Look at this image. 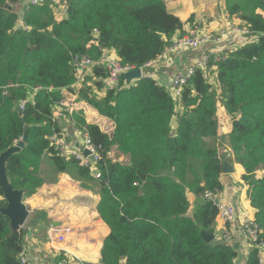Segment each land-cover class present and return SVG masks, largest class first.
Masks as SVG:
<instances>
[{"label":"trees","instance_id":"1","mask_svg":"<svg viewBox=\"0 0 264 264\" xmlns=\"http://www.w3.org/2000/svg\"><path fill=\"white\" fill-rule=\"evenodd\" d=\"M221 1L228 16L257 39L223 52L219 62L211 59L209 71L195 69L174 98L145 77L125 86L122 75L106 88L107 72L99 64L105 50L135 69L158 59L183 27L163 0H66L60 21L49 5L22 8L19 0H0V155L26 135L25 147L5 162L9 184L24 192L23 200L34 195L45 181L41 165L47 158L53 178L69 173L82 188L96 191L97 212L110 230L101 264H234L233 245L222 240L210 245L199 235L213 227L217 215L213 202L202 197L222 190L221 142L244 170L241 178L264 243V0ZM73 57L95 63L92 85L81 84L78 99L113 124L103 132L82 113L70 115L97 152L99 179L76 159L60 157L51 143L62 136L53 117L64 100L61 90L72 91L77 81ZM218 105L232 118L225 141L217 135ZM114 148L129 164L110 157ZM189 193L203 199L192 217ZM36 215L45 221L44 212ZM24 234L0 214V264H21ZM246 264H257L256 250Z\"/></svg>","mask_w":264,"mask_h":264},{"label":"crops","instance_id":"2","mask_svg":"<svg viewBox=\"0 0 264 264\" xmlns=\"http://www.w3.org/2000/svg\"><path fill=\"white\" fill-rule=\"evenodd\" d=\"M163 1L167 12L183 23L182 30L171 37L168 46H171L177 38L194 31L198 34H219L228 32V27L234 25L245 29L240 20L228 16L224 2L221 0ZM262 16L264 17V12ZM96 38L97 34L94 35V39ZM255 39H257L255 35H243L242 32H236L227 35L219 46L210 44L197 51L179 49L167 53L143 67L142 78H151L172 94L174 90L170 86L171 79L179 72L194 66L204 52L214 51L215 49L217 53H222V47L235 49ZM108 57L118 59L114 51L105 50L101 59L102 64ZM210 70L213 71L214 68ZM91 77L92 69L87 70L78 80L79 82L84 79L82 83L76 81V84L71 88L72 91L62 89L61 93L64 100L54 111V115L56 114L54 118L59 123L62 132V136L58 140L64 142L63 144L69 149L79 150L82 134H84L79 128L77 132L71 124L70 115L73 112L82 113L86 123L96 124L100 130L104 127L110 131L113 127L109 119L101 116L97 110L78 99L81 84L84 85L86 82L87 86H91ZM209 80L217 89L214 74L209 75ZM135 82L133 81L130 84L132 85ZM130 84L125 83V86ZM106 88L109 87L106 86ZM95 92L98 98L103 97L101 91ZM216 117L218 122L217 135L220 140L225 141L231 132L232 118L220 105L217 107ZM218 151L219 156H222L224 162L232 170L231 173L220 175L222 190L218 196L222 204H229L236 210L234 230L231 234L233 237L230 241L231 245L237 246L235 248L237 257L234 264H246L249 252L252 249L242 235L241 222L244 218L254 220L255 210L251 208L248 199V185L241 178L244 174L243 168L234 162L230 149L224 143L221 142ZM110 157L114 161L129 164L128 157L119 153L115 148L110 153ZM41 168L45 180L43 185L34 195L23 200L28 210V217L21 227L25 232L22 256L26 259L27 264H59L64 256L69 258L73 264H101L100 253L103 241L109 235L110 230L97 212L100 201L99 194L94 190L82 188L80 183L69 173L47 179L43 173L44 170L48 171V169L50 173V166L42 163ZM261 175L262 172L258 171L255 178L260 179ZM187 197L190 204L188 215L192 217L196 209L202 205L203 199L190 193ZM0 200H3V197L0 196ZM38 212L46 214L45 221L37 220L36 213ZM51 221L68 223L73 229V233L66 243L61 245L49 244L46 239V226ZM211 228L213 229L214 239L218 242L222 240L225 233L224 223L215 219Z\"/></svg>","mask_w":264,"mask_h":264},{"label":"built area","instance_id":"3","mask_svg":"<svg viewBox=\"0 0 264 264\" xmlns=\"http://www.w3.org/2000/svg\"><path fill=\"white\" fill-rule=\"evenodd\" d=\"M18 5L19 7L21 6L22 8L28 6L41 7L44 5H49L53 9L54 19L56 21H60L66 14V0H19ZM56 11H63L65 13L60 19H58L55 16ZM20 14L23 15L22 9H20ZM21 26L22 25H20L19 27ZM236 32H240V33L242 32L243 35H247V34L250 35L247 28L241 29L238 28L236 25L231 26L230 28L228 27V32H221L219 34H214V33L198 34L196 31H194L185 36L177 38L171 46H167L164 49L160 57H162L167 53H171L179 49L197 51L201 49L203 46L210 44H215L216 46H219L227 35ZM255 41L256 39L251 42H255ZM230 50L233 49L222 47L221 51L223 53ZM222 53H217L215 49L214 51L204 52L201 55L200 60L194 66L189 67L185 71L176 74L171 79L170 86L174 90L171 95L174 98H178L183 84L190 78L194 70L198 68L203 72L209 71L207 68V63L211 59L213 60V62H219L221 60ZM99 64H102V62H100ZM71 65L75 70V76L78 83V80L83 76V74L87 70H91L95 65V63L88 57H73L71 60ZM102 65H104V68L106 69L107 72V77L104 79L103 82L109 88L117 84L120 76L135 69L129 66H122L119 63L118 59L109 58V57L104 60V64ZM146 65L139 67V69H141V72L143 67H145ZM145 78H149V77H145ZM18 108L19 110H22V104L19 105ZM54 116H56V114L55 115L53 114V117ZM71 124L78 132L79 129L75 126V124L72 121ZM102 131L109 132L104 127L102 128ZM51 143L54 147V150L57 152V154L60 157L67 160L70 158L76 159V161H78L80 166L89 169V172L92 174L93 178L95 179L100 178V172L95 168V163L97 162L98 159L97 152L93 147V145L91 144L87 134L85 133L82 134V141L80 143L79 150H73L67 148V146L63 144L64 142L62 143L60 140H58V138L55 137L51 139ZM84 149L89 150L90 153L94 156V162H91L89 157L83 156L82 151ZM202 198L212 201L213 204L217 207V215L215 219L223 222L225 225V233L222 237V241H224L227 244H230V241L233 237L231 234L234 230V221L236 217L235 208L229 204H222L220 202L218 194L215 195L209 192H205ZM241 232L244 239L247 240L248 243L250 244L251 249L257 251V264H264V243L260 239L261 231L258 228L257 224L255 223V220L250 218H244L241 222ZM72 233H73V229L69 226L68 223L51 221L46 226V239L49 242V244L52 245H61L66 243L68 238L72 235ZM19 261L21 262V264H27L26 259L22 255L20 256ZM59 264H73V263L69 260V258L64 256V258L60 260Z\"/></svg>","mask_w":264,"mask_h":264},{"label":"water","instance_id":"4","mask_svg":"<svg viewBox=\"0 0 264 264\" xmlns=\"http://www.w3.org/2000/svg\"><path fill=\"white\" fill-rule=\"evenodd\" d=\"M5 8L11 9L9 5H6ZM123 77L126 81V84H130L131 82L142 78L141 69L136 68L131 70L123 74ZM25 142L26 135H23V137L18 142H16L12 147L0 155V189L3 193V199L6 201V206L0 207V214L6 216L9 219L12 230L20 229L24 225L28 217V210L23 203L24 192L22 190H14L9 184L5 169V162L10 157V155L22 150L25 147ZM82 153L83 156L89 157L91 162H94V156L89 150L84 149ZM215 158L219 159V156L216 155ZM231 171L232 170L228 167L227 163L223 161L222 173L227 174L231 173ZM199 235L206 243L210 245H217L219 243L214 239L212 228L208 230H202ZM233 246L234 248L237 247L235 245Z\"/></svg>","mask_w":264,"mask_h":264},{"label":"rangeland","instance_id":"5","mask_svg":"<svg viewBox=\"0 0 264 264\" xmlns=\"http://www.w3.org/2000/svg\"><path fill=\"white\" fill-rule=\"evenodd\" d=\"M17 10H18V9H17ZM64 13H65V12H63V11H56V12H55V16H56L58 19H60V18L64 15ZM20 25H22V21L19 20V21L17 22V26L19 27ZM83 80H84V79H83ZM83 80H80L78 83H82ZM43 165L50 166V162H49V160H48L47 158H45V159L43 160ZM43 167H45V166H43ZM43 175H44L47 179H51V178H53V175H51V173H49V169H48V171L44 170ZM261 176H262V175H261Z\"/></svg>","mask_w":264,"mask_h":264}]
</instances>
